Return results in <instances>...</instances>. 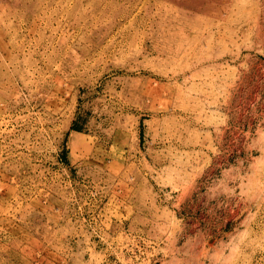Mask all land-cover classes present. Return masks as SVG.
Masks as SVG:
<instances>
[{
  "label": "rangeland",
  "instance_id": "obj_1",
  "mask_svg": "<svg viewBox=\"0 0 264 264\" xmlns=\"http://www.w3.org/2000/svg\"><path fill=\"white\" fill-rule=\"evenodd\" d=\"M0 264H264V0H0Z\"/></svg>",
  "mask_w": 264,
  "mask_h": 264
}]
</instances>
